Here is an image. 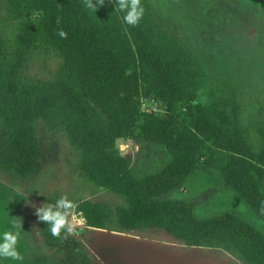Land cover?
<instances>
[{
  "label": "trees",
  "instance_id": "1",
  "mask_svg": "<svg viewBox=\"0 0 264 264\" xmlns=\"http://www.w3.org/2000/svg\"><path fill=\"white\" fill-rule=\"evenodd\" d=\"M145 1L143 18L131 26L115 0L97 11L83 0H11L15 48L0 36V165L23 178L39 169L36 124L42 121L67 134L89 182L126 201L114 209L82 202L88 228L163 230L179 242L225 246L246 264H264V234L248 221L233 213L202 219L192 203L162 199L204 160L264 222V127L254 139L238 111L198 101V66L180 41L153 24ZM45 49L59 53L63 66L52 78L35 80L26 73L28 54ZM141 97L160 110L142 111ZM134 139L168 151L161 171L139 175L121 155L118 143ZM39 228L53 247L64 237H53L43 222ZM72 245L77 262H85L79 243Z\"/></svg>",
  "mask_w": 264,
  "mask_h": 264
},
{
  "label": "rangeland",
  "instance_id": "2",
  "mask_svg": "<svg viewBox=\"0 0 264 264\" xmlns=\"http://www.w3.org/2000/svg\"><path fill=\"white\" fill-rule=\"evenodd\" d=\"M11 0H0V36L15 48L17 23L10 12ZM154 25L180 41L198 66L202 90L198 101L217 103L228 113L238 111L241 124L257 139L264 127V0H146ZM63 66L53 50L28 54L26 73L45 81ZM144 112H157L153 100L141 97ZM39 169L23 178L0 165V233L11 228L12 217L22 218L18 251L22 260L13 264H246L232 249L220 245H193L177 241L163 230L127 233L116 224L96 230L86 226L78 208L84 201L105 204L111 209L125 205L123 197L89 182L81 168V153L67 134L36 124ZM121 155L130 158L139 175L153 174L169 161L168 151L144 140L118 143ZM191 175L180 190L162 197L194 205L197 217L209 219L233 213L264 234V222L244 200L227 188L220 174L205 168ZM62 195L75 202L69 218L74 231L55 247L42 236L36 208L55 203ZM19 223V221H17ZM79 243L85 262L79 263ZM25 253L28 257H25Z\"/></svg>",
  "mask_w": 264,
  "mask_h": 264
},
{
  "label": "clouds",
  "instance_id": "3",
  "mask_svg": "<svg viewBox=\"0 0 264 264\" xmlns=\"http://www.w3.org/2000/svg\"><path fill=\"white\" fill-rule=\"evenodd\" d=\"M83 2L86 8L93 11H97L104 4V0H96V3L93 0H83ZM115 5V9L124 13L123 21L127 25H138L145 13L142 0H115ZM57 23H59V18ZM58 34L61 38H67V33L63 30H60ZM75 206L73 200H70L67 195H62L55 203L47 202L37 207L35 215L39 222L48 226L53 237L61 238L62 235L72 234L74 231L69 218ZM21 230H23L22 218L12 217L11 228L0 233V259H23L17 248Z\"/></svg>",
  "mask_w": 264,
  "mask_h": 264
},
{
  "label": "flooded vegetation",
  "instance_id": "4",
  "mask_svg": "<svg viewBox=\"0 0 264 264\" xmlns=\"http://www.w3.org/2000/svg\"><path fill=\"white\" fill-rule=\"evenodd\" d=\"M25 257H28V254L27 253H25ZM19 263H17V264H21L20 262L21 261H18ZM0 264H13L10 260H9V262H6V260L5 259H0Z\"/></svg>",
  "mask_w": 264,
  "mask_h": 264
}]
</instances>
